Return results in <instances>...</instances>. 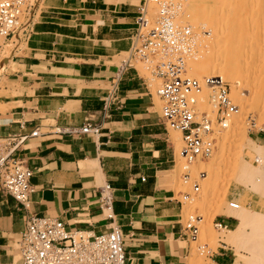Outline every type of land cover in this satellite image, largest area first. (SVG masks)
<instances>
[{
  "label": "crops",
  "instance_id": "crops-1",
  "mask_svg": "<svg viewBox=\"0 0 264 264\" xmlns=\"http://www.w3.org/2000/svg\"><path fill=\"white\" fill-rule=\"evenodd\" d=\"M140 2L42 0L29 36L20 39L4 75L13 86L3 91L17 93L0 96L7 106L0 112V138L86 121L100 130L97 136L43 131L17 147L15 156L32 171L33 191L25 210L0 193V264H19L15 243L27 213L94 234L117 226L125 264H187L179 193L170 190L166 174L176 151L154 111L148 81L135 67L108 94L102 118L113 61L129 50ZM248 134L264 147V129ZM103 185L111 201L104 211L98 200ZM216 218L226 231L237 227L231 216ZM225 245L206 264H239Z\"/></svg>",
  "mask_w": 264,
  "mask_h": 264
},
{
  "label": "built area",
  "instance_id": "built-area-1",
  "mask_svg": "<svg viewBox=\"0 0 264 264\" xmlns=\"http://www.w3.org/2000/svg\"><path fill=\"white\" fill-rule=\"evenodd\" d=\"M42 0H0V50L5 41L20 31L19 39L25 40L35 24ZM183 0H141L129 50L122 53L115 66L103 97L106 99L122 75L134 62L141 63L152 78L158 80L154 95L160 102L158 118L165 128L179 133V156L183 161L181 185H189V192L178 194L179 205L192 203L198 194V185L191 181L187 166L211 156L216 136L228 128L230 120L238 113L228 85L219 77L203 76L200 79L185 75L187 60L195 54V32L186 22L179 20ZM205 101L207 109L202 107ZM252 125V120L247 117ZM100 125L86 121L80 126L65 125L47 128L44 133L80 136L99 134ZM42 132L33 128L24 135L0 138V193L11 197L26 209L32 187V171L15 156L17 147L28 138ZM258 163L257 157L253 159ZM203 178V172H197ZM144 181V178H140ZM98 200L101 210L110 206L107 185L99 187ZM236 202H227V208L237 210ZM109 217V216H108ZM202 218L187 214L182 220L183 238L195 243L198 255L209 257L212 252L205 241L200 242L199 224ZM216 232L227 230L226 224L214 217L210 222ZM19 264H125L120 229L111 224L101 233L87 230H70L61 221L50 216L26 214L23 228L15 243Z\"/></svg>",
  "mask_w": 264,
  "mask_h": 264
},
{
  "label": "rangeland",
  "instance_id": "rangeland-1",
  "mask_svg": "<svg viewBox=\"0 0 264 264\" xmlns=\"http://www.w3.org/2000/svg\"><path fill=\"white\" fill-rule=\"evenodd\" d=\"M188 1L190 0L182 1L184 5L183 10L184 9L186 10ZM208 2L213 3V0H208ZM213 24L214 23L212 22L208 26L216 27V22L214 26ZM218 26L219 24L217 23V27L216 28L214 27L216 29L215 31H213L214 28L211 29V27L209 28L206 27V29L203 30H205L206 32V30L208 29L206 35L209 36L210 35L209 33L211 32L217 33L219 31ZM21 30L22 28H19L16 34L10 40L5 41L3 44L4 45L3 48L0 50V96H8L9 94L17 93L16 90L14 91L13 89H11V92L8 94V92L3 91V88L5 86H11V87L13 86V83L11 81H8L4 77V75L10 72L8 67L10 66L11 57L15 54L17 49H20L22 47L21 40L19 39ZM259 39H260L259 41L262 42L264 46V42H263L264 35H262ZM254 41L256 40H253V42ZM259 41L256 44L258 47L260 43ZM252 44H255V42ZM262 44H260V46H262ZM257 46L253 47L255 50L252 49V51L253 52L255 51V53L257 52V48H258ZM263 46L261 48L264 49ZM261 48L259 49L263 51V49ZM259 49L257 53H259L260 51ZM252 51L250 50L248 52L251 53ZM255 53L252 54L256 55L257 53L256 54ZM258 55L264 56V52L263 54H261L260 52L256 56ZM249 56H250L249 58L251 59V63L252 62L255 63V65H253L252 63V65H250L251 66L250 68L253 69V66L254 69H257V67L260 68L261 66L259 67L258 61L260 60L264 61L263 59L264 57L260 56L259 58L255 56L254 58L253 56L252 58L256 60L252 61L253 59L251 58V54ZM118 59L119 58H114L113 62L116 63V65ZM256 64L258 65L257 67ZM133 66L138 71L140 76L147 79L148 81L147 83L149 87L148 89L152 95L154 111L159 114L160 102L157 100V98L154 95V89L158 83V80L152 78V76H150L148 71L145 70L144 66L141 63L134 62ZM244 68H247V66H244ZM213 76L220 77L218 73L213 74ZM193 78L200 79V77H193ZM223 81L228 85L232 98V90H233L231 84L232 82L227 79L226 80L223 79ZM202 107L204 109H207V105L205 101H203ZM6 109L7 106L0 103V112ZM247 117H250V119L252 120L251 123L252 125H250V122L247 121ZM230 121L231 122H229L228 125L229 127L225 131L219 133L216 136L215 146H214V150L211 153V156L205 160L200 161L203 165L202 166L199 165L198 163L199 161L190 164V166L192 165L190 168V178L191 181L197 183L198 194L192 203L182 204V208H181L182 220L185 218L187 214L190 213L201 216L202 222L199 224L198 240L200 242L205 241L207 243V247L210 250V252H214L216 248H218L220 245H225L219 242L220 239L227 236L226 231L223 232L214 231L210 226V222L214 217L218 215H226V216L231 215V210L227 208V202L232 201L230 200L231 198H233L234 200L232 202H236L238 205L242 206L245 209L258 211L261 213L262 216H264V196H263L264 190L262 192H253L249 190L246 186L247 185L246 183L250 180V177L251 179L257 178L258 175H260V172L261 175L264 174V165L263 164L261 165V163L253 162L255 155L258 154L257 151L255 153L254 150L258 149L257 146L259 145L253 143L249 139L250 135L248 134L249 132H254L264 129V109H259L255 104H251L248 100H245L243 109L241 111H238V113ZM165 130H166L165 134L167 135L168 142L171 148L173 145L174 150H176L175 164L172 168V171L166 173L169 176L171 183L170 190H172V192L176 196L177 193L189 192L190 188L189 185H181L180 183V174L183 172V170L180 169L176 171L178 165L181 166L183 164V161L180 160L181 158L179 156V149L181 147L180 135L179 133L168 128L167 126L165 127ZM43 131H45V129L40 130V132ZM216 139L218 140L216 141ZM260 147H262L260 149L264 151V147L263 146ZM216 153L219 154L218 160L214 164L209 165L213 159L212 155H216ZM242 164H244L245 166H247L248 164L246 177L245 179L237 177L236 180L235 175L236 176L238 175V170L241 169ZM251 171L254 173L256 172L257 175L256 174L251 175L250 174ZM197 172H204L205 176L206 177L208 176V178H210L214 190L212 195H208V197L205 196V186H204L205 178H198ZM239 179L241 180V182ZM176 197L179 199L178 196ZM236 221L237 222L232 229H234L239 223L238 219H236ZM232 229H228V230H232ZM261 230H263L261 227L260 230H258L254 226H251L250 224H247V222H245L244 227L242 229V231L244 232L243 237L239 241L236 240L233 241L232 243H228L225 245L226 248L228 247L231 249V253L233 254L232 258H234L235 256L239 257V264H264V230L263 231ZM258 231L261 232L258 233ZM186 262L187 264H206L208 263V260H206V255L200 256L196 253L195 243L188 242V256Z\"/></svg>",
  "mask_w": 264,
  "mask_h": 264
},
{
  "label": "bare ground",
  "instance_id": "bare-ground-1",
  "mask_svg": "<svg viewBox=\"0 0 264 264\" xmlns=\"http://www.w3.org/2000/svg\"><path fill=\"white\" fill-rule=\"evenodd\" d=\"M186 7V10H183L184 5L182 3V13L179 20L189 23L195 32V54L186 62L185 75L201 78L218 73L221 79H227L232 82L231 99L238 106L239 111L243 109L245 100L255 104L259 109H264V61L257 59L260 60L258 65L261 67L258 68L256 64L257 69H254V66L251 69L250 65L253 62L251 63L249 58L250 54L251 58L253 56L255 58L257 54L260 52L263 54L264 52V49L261 48L263 44L259 41V38L264 35V0H213V3H209L208 0H190ZM212 22L214 24L216 22V27L217 23L219 24V31L217 33L211 32L208 36L206 35L208 29L206 32L203 29H206V27L214 28V24V27L208 26ZM215 28L213 31L216 30ZM253 40H256L254 41L255 44H252L254 43ZM258 41L260 42L259 47L256 45ZM252 46L258 47L257 52L259 48L263 49V51L259 49V53L256 52V54L255 51H252L254 49ZM250 50L252 51L251 53L248 52ZM260 56L256 57L260 58ZM255 60L253 59L252 61ZM244 66H247V68H244ZM257 148L254 150L255 153L256 151L258 153L255 156L258 163L264 165V151L260 149L262 148L260 146H257ZM212 156L213 159L209 165L214 164L218 160L219 154L216 153V155ZM198 163L201 166L203 165L200 161ZM191 166H187L189 172ZM181 168L182 165H178L176 171ZM247 170L248 164L247 166L242 164L241 169L238 170V175H235V179L237 180V177L245 179ZM251 172V175H257L256 172H252L253 174ZM263 175L260 172L257 178L251 179L250 177V180L246 183L247 188L253 192H262L264 190ZM203 178H205V196L208 197V195L213 194V186L210 178L206 177L205 173ZM238 207L237 210L231 211L230 215L239 220L237 227L232 231L225 230L227 236L220 239L219 243L228 244L236 240L239 241L244 234L242 229L245 222L258 230H260V227L264 230V216L260 212L245 209L240 205ZM261 231H258V233Z\"/></svg>",
  "mask_w": 264,
  "mask_h": 264
}]
</instances>
